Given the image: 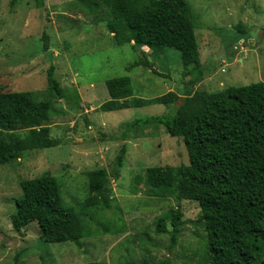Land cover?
I'll return each mask as SVG.
<instances>
[{
  "label": "rangeland",
  "instance_id": "obj_1",
  "mask_svg": "<svg viewBox=\"0 0 264 264\" xmlns=\"http://www.w3.org/2000/svg\"><path fill=\"white\" fill-rule=\"evenodd\" d=\"M78 1L45 0L43 14L36 0H0V91H32L44 98L47 71L55 64L63 93L54 98L50 119V134L61 144L24 151L0 165V264H159L167 258L171 264H207L200 204L152 196L145 181L135 179L153 166L188 164L184 139L156 123L124 139L129 121L170 112L174 105L99 108L110 98L106 81L123 75L132 78L135 94L143 98L264 81V0H188L203 63L194 86L188 82L191 75H184L178 50L136 46L134 41L117 45L106 27L107 8L101 5L94 15ZM44 23L48 50L41 39ZM138 60L151 65L135 66ZM27 132L17 131L22 136ZM124 142L128 151L121 177L108 186L109 206L89 205L87 171L108 168ZM45 172L60 182L65 204L80 213L86 225L81 244L49 243L40 237L36 222L21 232L14 229L11 217L22 194L21 180ZM177 208L182 217L172 251L169 217ZM161 216L169 228L162 234L157 232Z\"/></svg>",
  "mask_w": 264,
  "mask_h": 264
},
{
  "label": "trees",
  "instance_id": "obj_2",
  "mask_svg": "<svg viewBox=\"0 0 264 264\" xmlns=\"http://www.w3.org/2000/svg\"><path fill=\"white\" fill-rule=\"evenodd\" d=\"M45 14V0H36ZM91 14L107 8L106 27L117 45L134 41L136 46L178 50L184 75L194 86L203 74L195 33L194 14L188 0H79ZM44 23L41 39L49 49ZM150 66L147 60L134 64ZM48 95L32 91H0V165L19 159L24 151L61 144L50 134L54 98L63 96L56 65L47 71ZM110 98L102 111H116L151 104L174 105L170 112L136 117L129 121L124 139L138 136L141 127L156 123L186 143L189 163L153 166L135 179L150 187L152 196L176 197L200 204V220L207 233L203 262L207 264H264V81L229 86L218 91L184 89L143 98L135 94L132 78L123 75L106 81ZM188 91V92H186ZM184 94V95H182ZM179 100L182 103H179ZM20 129L28 130L22 136ZM128 147L122 143L108 168L87 171L88 204L109 206L111 180L121 177ZM12 224L16 231L36 222L40 237L49 243L81 244L86 225L76 208L65 204L58 179L45 172L21 180ZM182 212L169 217L171 250L180 233ZM87 230V229H86ZM169 231L166 219L157 220V232ZM87 232L86 235H88ZM77 264H100L98 261ZM159 264H171L169 258Z\"/></svg>",
  "mask_w": 264,
  "mask_h": 264
},
{
  "label": "water",
  "instance_id": "obj_3",
  "mask_svg": "<svg viewBox=\"0 0 264 264\" xmlns=\"http://www.w3.org/2000/svg\"><path fill=\"white\" fill-rule=\"evenodd\" d=\"M179 101H181V100H179ZM180 103V102H179Z\"/></svg>",
  "mask_w": 264,
  "mask_h": 264
}]
</instances>
